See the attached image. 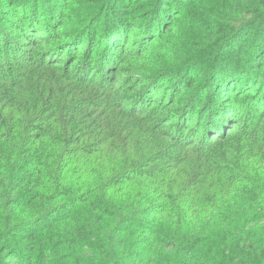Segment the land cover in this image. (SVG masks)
<instances>
[{
  "label": "trees",
  "instance_id": "16d2710c",
  "mask_svg": "<svg viewBox=\"0 0 264 264\" xmlns=\"http://www.w3.org/2000/svg\"><path fill=\"white\" fill-rule=\"evenodd\" d=\"M0 264H264V0H0Z\"/></svg>",
  "mask_w": 264,
  "mask_h": 264
}]
</instances>
